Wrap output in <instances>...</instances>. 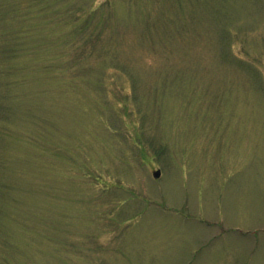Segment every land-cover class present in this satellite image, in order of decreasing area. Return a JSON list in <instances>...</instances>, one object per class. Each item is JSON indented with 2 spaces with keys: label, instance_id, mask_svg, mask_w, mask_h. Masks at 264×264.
I'll use <instances>...</instances> for the list:
<instances>
[{
  "label": "rangeland",
  "instance_id": "1",
  "mask_svg": "<svg viewBox=\"0 0 264 264\" xmlns=\"http://www.w3.org/2000/svg\"><path fill=\"white\" fill-rule=\"evenodd\" d=\"M0 264H264V0H0Z\"/></svg>",
  "mask_w": 264,
  "mask_h": 264
},
{
  "label": "water",
  "instance_id": "2",
  "mask_svg": "<svg viewBox=\"0 0 264 264\" xmlns=\"http://www.w3.org/2000/svg\"><path fill=\"white\" fill-rule=\"evenodd\" d=\"M160 175H161V171H160V170H157V171H155V172L153 173V176H154L155 178H159Z\"/></svg>",
  "mask_w": 264,
  "mask_h": 264
},
{
  "label": "trees",
  "instance_id": "3",
  "mask_svg": "<svg viewBox=\"0 0 264 264\" xmlns=\"http://www.w3.org/2000/svg\"><path fill=\"white\" fill-rule=\"evenodd\" d=\"M46 6H47V5H45V6H43V7H46ZM46 11H48L49 13H51V12L53 13V11H52L51 9H48V10H46ZM70 11H72V10H70ZM70 11L67 10L66 12L68 13V12H70ZM66 12H65V13H66Z\"/></svg>",
  "mask_w": 264,
  "mask_h": 264
}]
</instances>
